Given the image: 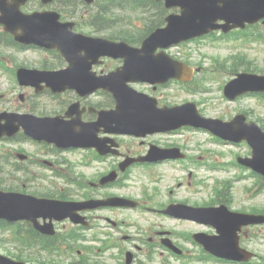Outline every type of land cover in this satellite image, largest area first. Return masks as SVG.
I'll return each mask as SVG.
<instances>
[{"label":"rangeland","instance_id":"rangeland-1","mask_svg":"<svg viewBox=\"0 0 264 264\" xmlns=\"http://www.w3.org/2000/svg\"><path fill=\"white\" fill-rule=\"evenodd\" d=\"M131 12V11H129ZM132 13V12H131ZM130 14V13H129ZM147 16V14H145ZM132 17V21L136 20L135 15L130 14ZM148 17V16H147ZM137 24L143 25L142 22L136 20ZM12 52H5L6 55L11 54ZM18 53L16 57L18 62H23L28 66H36L44 61L46 55L44 52L35 51V50H26L24 52H16ZM176 56L189 60L188 63L192 66L198 64V62L202 63L204 67V71L206 69H210L211 72H201L197 75L196 78H202L203 85L207 87V91H203L202 94H191L187 92V95L183 92L178 91L179 88L174 87V90H171L170 93H174L171 96V100L178 101L181 98H192L190 96L196 95V100L200 101L199 105L202 109L203 113L208 116L213 117H222L224 119L230 118L234 116L239 111H250L251 117L253 119L262 118L264 119V103H261L258 98L255 97H246L243 99H238L236 101H230L226 99L223 95L222 86L229 81L233 76L234 72H229L231 62H226L225 59H229L231 56L238 55L240 58L242 56L246 57V64H249L254 69L263 70L264 71V41L263 42H249L245 45H238L236 47L231 46L228 40H222L219 43H214L210 39H202L198 42H194L184 46V48L177 47L172 50ZM242 55V56H241ZM217 57L220 63L226 64V70L220 71H212L214 70L215 61L214 58ZM250 61L251 64L248 62ZM239 62V60H238ZM199 66V65H198ZM244 67V64H241L240 68ZM257 67V68H256ZM242 70V69H241ZM212 72L214 76H211ZM260 72V71H257ZM206 77V79H204ZM14 89L13 93H16L13 101L16 103L19 102V93L24 92V88L20 87L17 83L13 81V79L7 75L2 73L0 69V93H6L8 98L9 93ZM29 93H32L31 90H28ZM62 100L65 99V96L60 97ZM39 101L43 102V105H47L48 98H43L42 96L38 97ZM53 104V101H50ZM2 102L1 105L3 106ZM48 109H51L48 107ZM172 140H179L181 143H184L188 150L194 154L195 156L203 155V159L208 164H212V161H216L218 163H230L234 158V155L240 153L241 155L246 151V147L244 144H225L221 143L215 139H212L211 135L206 131H191L184 130L181 134L172 137ZM4 142L0 141V151L3 149ZM235 169V168H234ZM234 169L222 170L221 168L218 171L211 173L206 168H203V176L208 175V177L203 178V187L200 192H197L194 197L189 193L188 190H177L175 193L179 199H191L202 202L201 199L209 200L214 193V185L217 184L218 181L226 179L228 176L235 175ZM175 182H170L169 184H174ZM251 182H246L244 180L235 182L234 188L232 189V195L234 197L233 206L235 208H239L243 205V203L247 204L249 202H257L260 201V197L264 194H260L255 200L248 198L249 194L246 193V187ZM256 188H254L251 194H254ZM225 191V190H224ZM259 195V194H258ZM167 227L176 226L178 228H182L177 226V222L174 220H168L166 223ZM187 227L191 228L197 227L200 229L206 228V226H199V224L187 223ZM255 249H259L264 252V242L261 240H255ZM191 253H189V260L185 263L182 259H175L174 264H218L212 260H200L195 258V256L200 255L199 248L193 247Z\"/></svg>","mask_w":264,"mask_h":264},{"label":"water","instance_id":"water-1","mask_svg":"<svg viewBox=\"0 0 264 264\" xmlns=\"http://www.w3.org/2000/svg\"><path fill=\"white\" fill-rule=\"evenodd\" d=\"M23 2V0H14L13 3L9 4L5 0L0 1V10L2 11V15L0 16V22L4 23L6 25V28L11 31L17 32L19 29L22 30L21 34H17L16 37L19 40H25L30 42H37L44 44L47 40L46 44L58 46L59 48L63 47L65 44V41L67 40V36L70 33V27L66 26H60L58 24L57 17H51V20L45 18L43 16H35V17H26L19 13L18 8L19 5ZM185 4H187V8L184 9L183 15L180 16V18L175 19V22L165 30H160L157 32L156 35H154L151 39H149L145 46L144 50H153L158 45H168L171 42H174L176 40V35L173 37H168L167 32L173 30L177 31H186L188 28H191L194 23L200 24L202 21L201 18L211 15L212 13H216V11L213 8V12L210 9L211 7L207 6V3L202 2L200 4V9L195 8L197 2L196 0H183ZM191 23V24H190ZM46 31H49L51 33H46ZM165 36V40L162 42H156L154 39L156 36ZM88 49L92 50L91 45H88ZM134 60V56L131 58ZM178 71V69H177ZM151 74V75H150ZM171 75H175V72H171ZM145 76L146 78L151 77H159L162 76V78H167L166 74H157L155 72H147L141 74L137 78H142ZM41 79L48 82L49 85L53 86L54 88H61L56 82L55 78L53 76H46L41 75ZM124 104L121 102L120 106H123ZM45 122L44 120H42ZM20 122L26 126L29 127V131H35L36 129L31 127H36L37 124L40 122L35 120L31 117H21ZM126 124V125H125ZM141 124L145 125V128L151 126H158L161 128H168V123L166 120L158 121L154 120L151 121L149 119H146ZM140 125V123L134 122L132 124H127L126 122H122L120 124V127H122L124 130L132 131L131 129H128L129 127L133 126L136 127ZM46 130L45 128H43ZM254 131L249 130L248 132L242 133L243 138H247V134H250L251 143L253 144V147L255 148V158L251 161V164L258 170L264 172V145H262L264 142L263 139L259 138L258 135H255L254 132H257L256 129H253ZM223 136L227 138H234V139H240L241 137H233V135L228 134H222ZM6 199L5 196L0 195V217H8L12 216L13 214H8L7 209H3L2 202ZM203 216H209V213L202 212ZM221 218H224L221 216ZM220 217L218 218H209V219H220L214 221L216 226L219 227L220 236L215 238L214 241L207 240L210 243H205L206 247L210 249L212 252L216 254H220L222 256H234V257H240L239 254H242L243 252L239 249L237 240L232 241V231L229 229V227L221 220ZM207 221H209L208 218H203ZM229 219V218H225ZM236 230V229H235ZM242 252V253H241ZM239 253V254H238Z\"/></svg>","mask_w":264,"mask_h":264}]
</instances>
